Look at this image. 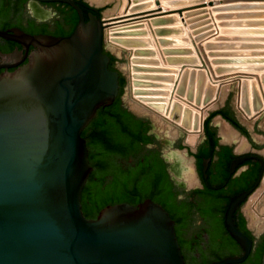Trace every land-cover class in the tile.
Masks as SVG:
<instances>
[{
    "label": "water",
    "instance_id": "95a60500",
    "mask_svg": "<svg viewBox=\"0 0 264 264\" xmlns=\"http://www.w3.org/2000/svg\"><path fill=\"white\" fill-rule=\"evenodd\" d=\"M45 1L68 4L77 12L70 34H29L18 28L0 31V36L25 48L27 59L18 67L17 63L1 66L15 69L0 73V264H185L174 220L152 199L137 205H108L96 218H86L82 212L81 192L92 166L81 134L99 108L115 101L120 87L119 72L109 67L106 48L126 78L123 107L137 118L148 119L156 136L168 141L164 158L172 162L174 173L184 183L194 181L187 150H175V142V151L166 155L185 132L179 134L131 100L125 51L105 44V29L112 25L108 23L123 19L108 16L120 13L125 0H84L90 6L86 15L78 0ZM31 10L39 18L47 15L36 4H31ZM53 19L52 13L46 21ZM234 90L235 83L221 87L219 109L209 112L203 129L209 120L208 132L216 128L221 142H245L238 128L220 114L210 118L227 110L249 129L254 141L263 142L264 112L254 122L244 119L233 108ZM206 138L202 131L199 139ZM254 192L252 188L233 195L224 212V227L242 254L205 264H238L247 259L253 241L236 227L234 212ZM247 204L243 209L252 219L251 226L263 230L264 216H252ZM228 254L219 252V256ZM260 264H264V253Z\"/></svg>",
    "mask_w": 264,
    "mask_h": 264
},
{
    "label": "bare ground",
    "instance_id": "6f19581e",
    "mask_svg": "<svg viewBox=\"0 0 264 264\" xmlns=\"http://www.w3.org/2000/svg\"><path fill=\"white\" fill-rule=\"evenodd\" d=\"M230 1L240 10L226 4ZM226 15L231 25L244 26L237 35L238 58L221 49L238 47L225 42L228 35L234 37ZM108 18H123L108 23L105 36L109 45L132 54L131 100L185 132L188 144L198 142L207 111L233 79L240 84L237 107L244 117L254 120L264 112V91L261 98L256 81L261 79L264 90V0H125L121 12ZM226 67L240 71L218 77ZM248 70H258V77L247 75ZM257 194L252 216L264 214V187Z\"/></svg>",
    "mask_w": 264,
    "mask_h": 264
},
{
    "label": "flooded vegetation",
    "instance_id": "af4514ba",
    "mask_svg": "<svg viewBox=\"0 0 264 264\" xmlns=\"http://www.w3.org/2000/svg\"><path fill=\"white\" fill-rule=\"evenodd\" d=\"M78 1L82 5L84 13L85 10L88 13L90 6L84 0ZM31 4H36L44 10L47 14L46 17L39 18L35 16L31 10ZM60 9H63L64 12H61ZM52 13L55 15V19L46 21ZM74 13L77 15V12L71 6L57 1L0 0V31L18 28L29 34L65 36L70 34L75 27H72V24L66 21ZM32 49V46H29L28 51L30 52ZM105 52L109 57L113 55L107 48ZM24 56L25 48L22 45L0 36V73L5 71L12 72L15 69V67H9L5 70V68L1 67L3 65L17 63L18 65L16 67H18L25 63L27 59H24ZM117 62L118 60L115 57L114 63L109 67L117 70L119 72V80L123 78L126 84L124 74L116 66ZM220 111L221 113L219 114L238 128L241 135L245 136V142H221L218 139L217 129L215 128L213 136L217 139V142H207V140L201 141L199 139L198 142L190 145L187 142H183L185 137H182L179 131L180 135L172 142L170 150L166 152V155H168L171 151L180 150L182 152L187 150L188 155L185 158L191 162L193 168L194 181L192 184L184 183L183 179L178 177L172 170V162L169 163L165 160V142L168 141L156 136L148 119L137 118L134 115L137 119L144 122L147 126L146 135L152 138L151 142L144 145L138 157L153 158L156 155L165 164V170L169 180L172 182L173 190L177 195L176 199L184 206L183 209L188 214L189 223L179 233V236L182 239V243L189 247V255L193 258L210 256L214 252L213 248H217V246H220L225 241V235L223 237L219 236L215 238L212 246H208L210 241L209 235L215 233V231L213 230L210 218H205L203 211H206L208 208H216V211L218 210L216 216L222 221L223 228L226 231L223 220L224 212L230 198L235 194L252 188L256 191L264 176V141H254L249 129L241 124L233 113L231 114L227 110ZM175 142H177V145L174 150ZM135 160V158H131L127 162L135 167ZM169 168H171L173 174L177 177V182L172 179ZM247 202L248 197L236 208L234 222L238 229H240L239 225H244L245 230H240L252 239V253L263 245L264 229L260 231L256 227L255 230L251 226L250 222L252 219L247 214L248 212L246 213L243 209V206ZM223 208L224 211H222ZM262 215H254V217L260 219ZM227 236L233 240L229 241L227 239L229 243L228 247H230L229 250L235 255H241L242 248L228 232Z\"/></svg>",
    "mask_w": 264,
    "mask_h": 264
},
{
    "label": "trees",
    "instance_id": "16d2710c",
    "mask_svg": "<svg viewBox=\"0 0 264 264\" xmlns=\"http://www.w3.org/2000/svg\"><path fill=\"white\" fill-rule=\"evenodd\" d=\"M104 8H100L99 11ZM60 11L64 12L63 9ZM85 14H87L86 10ZM66 21L74 27L77 23L76 13ZM110 59L109 66L114 63L115 57L110 55ZM119 85V92L115 101L110 106L99 108L96 117L81 134L86 141L88 158L92 166V171L81 192V206L84 216L96 218L99 211L108 205L121 202L137 205L150 198L161 204L175 221V233L185 264H205L235 255L229 250L227 239L230 241L231 238L227 236L222 221L217 218L218 210L216 211V208H208L203 211L205 218H210L215 231L209 235L208 246H212L215 238L219 236L225 235V241L217 248H213L214 252L208 257L193 258L189 255V247L182 243L179 236V233L189 223L188 214L183 209L184 206L176 199V192L173 190L163 161L156 155L153 158L138 157L144 145L151 142L152 138L146 135L147 126L144 122L123 108L121 101L125 86L123 78L119 80ZM219 113L221 111L210 115V118ZM208 121L204 124L207 142H217L213 132H208ZM131 158L136 159L134 161L136 162L135 167L127 162ZM239 228L245 230L243 224L239 225ZM220 251H227L229 254L219 256ZM263 253L264 243L255 252H250L245 261L238 264H260Z\"/></svg>",
    "mask_w": 264,
    "mask_h": 264
},
{
    "label": "rangeland",
    "instance_id": "374dc122",
    "mask_svg": "<svg viewBox=\"0 0 264 264\" xmlns=\"http://www.w3.org/2000/svg\"><path fill=\"white\" fill-rule=\"evenodd\" d=\"M231 3H233V5H231V7H233V8H236L235 10H240L239 8H237V7H239V5L238 4H234V3H237L236 1H230V2H227L226 4H231ZM245 10H247V9H245ZM227 16V15H226ZM224 21H226V23H227V21H228V23L227 24H229V26H228V28H230L229 30L231 31V33H229V34H233L234 35V37L232 36V37H230L229 35L226 37V39H225V42L227 43V44H229L230 42H237L238 43V47L237 48H232V47H235L236 45L235 44H232V45H230L229 47L228 46H222L221 47V49H226V50H229L232 54H234L237 58L238 57H241V55H238L239 54V50H241V48H242V44L241 43H239L240 41H239V37L237 36V35H239L240 33H239V31L241 30V28L242 27H244L243 25H241V24H237L236 22H233L234 24H232L231 25V20H232V18L231 17H229V16H227V17H225L224 19H223ZM234 20V19H233ZM236 23V24H235ZM257 27V26H256ZM233 28V29H232ZM239 30V31H238ZM226 34H228V33H226ZM236 35V36H235ZM230 38H232V39H230ZM236 38V39H235ZM229 41V42H228ZM105 44H107V45H109V42L106 40V37H105ZM110 46H112V45H110ZM114 47V46H113ZM116 48V47H115ZM218 49H220V48H218ZM220 49V50H221ZM233 49V50H232ZM236 49V50H235ZM239 49V50H238ZM226 53V52H225ZM125 56H126V65H127V75H128V81L130 80V70H129V68H128V64H129V62H130V59H131V56H132V54L129 52V51H125V54H124ZM250 56V55H249ZM248 60H249V58H248ZM249 62H251V63H255V62H253V61H250L249 60ZM237 71H240V69L239 68H235V67H226V68H221V69H219V72H217L216 73V75H219L218 77H223V78H228V77H230V73H234V72H237ZM246 72H249L250 74H247V75H250V76H255V78L256 77H258L257 76V74H255L256 72H258V70H248V71H246ZM255 72V73H254ZM223 73H225V74H223ZM254 73V74H253ZM227 74H229V75H227ZM226 75H227V77H226ZM256 81H257V83H258V90H260L259 91V95H260V97L262 98L263 97V86H262V84H263V82L261 81V79L260 78H256ZM231 83H235V90L233 91V96H232V98H233V100H232V105H233V108L244 118V119H246L247 121H249V122H254V121H256L260 116H261V114L263 113H261L256 119H254V120H250V119H247L246 117H244L245 116V114L237 107V103H238V95H239V92H240V84H239V82L237 81V80H235V79H233V81L231 80V82H230V84ZM219 109V107L216 105L215 107H213V108H211V109H209L208 111H207V115H206V118H207V116L209 115V112H211V111H215V110H218ZM205 118V119H206ZM205 121V120H204ZM261 124H264V117H263V119H262V123ZM264 187V178L262 179V181H261V184L259 185V187H258V189H257V191L255 192V194L253 195V196H251L250 197V199H249V201H248V204H247V208H248V210H249V212L251 211V207H252V204L254 203V200H255V196H257L258 194V192H259V190L260 189H262Z\"/></svg>",
    "mask_w": 264,
    "mask_h": 264
},
{
    "label": "crops",
    "instance_id": "0c3cea01",
    "mask_svg": "<svg viewBox=\"0 0 264 264\" xmlns=\"http://www.w3.org/2000/svg\"><path fill=\"white\" fill-rule=\"evenodd\" d=\"M124 51V50H123Z\"/></svg>",
    "mask_w": 264,
    "mask_h": 264
}]
</instances>
